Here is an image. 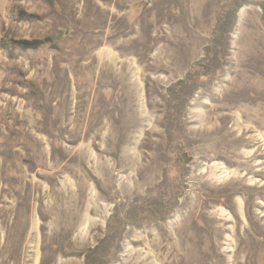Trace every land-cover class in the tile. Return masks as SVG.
Segmentation results:
<instances>
[{"label":"rangeland","instance_id":"1","mask_svg":"<svg viewBox=\"0 0 264 264\" xmlns=\"http://www.w3.org/2000/svg\"><path fill=\"white\" fill-rule=\"evenodd\" d=\"M10 40L0 264H264V0H0Z\"/></svg>","mask_w":264,"mask_h":264},{"label":"trees","instance_id":"2","mask_svg":"<svg viewBox=\"0 0 264 264\" xmlns=\"http://www.w3.org/2000/svg\"><path fill=\"white\" fill-rule=\"evenodd\" d=\"M21 15H25L23 12H20ZM29 17V16H28ZM43 40H33V41H28V40H10L9 44H5V42L1 45V47L6 49L9 45L11 47L17 46L21 49H36L41 43H43Z\"/></svg>","mask_w":264,"mask_h":264},{"label":"bare ground","instance_id":"3","mask_svg":"<svg viewBox=\"0 0 264 264\" xmlns=\"http://www.w3.org/2000/svg\"><path fill=\"white\" fill-rule=\"evenodd\" d=\"M240 210L242 211V201L239 203Z\"/></svg>","mask_w":264,"mask_h":264}]
</instances>
